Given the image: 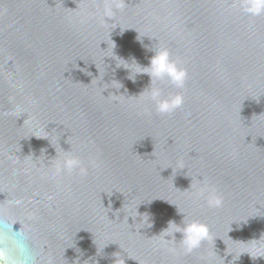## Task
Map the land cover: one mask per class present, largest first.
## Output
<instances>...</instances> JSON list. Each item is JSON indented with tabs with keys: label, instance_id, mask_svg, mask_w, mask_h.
I'll use <instances>...</instances> for the list:
<instances>
[{
	"label": "water",
	"instance_id": "obj_1",
	"mask_svg": "<svg viewBox=\"0 0 264 264\" xmlns=\"http://www.w3.org/2000/svg\"><path fill=\"white\" fill-rule=\"evenodd\" d=\"M159 47L183 88L116 66ZM185 220L210 229L190 253L161 233ZM115 255L264 264V15L238 0H0V264Z\"/></svg>",
	"mask_w": 264,
	"mask_h": 264
},
{
	"label": "clouds",
	"instance_id": "obj_2",
	"mask_svg": "<svg viewBox=\"0 0 264 264\" xmlns=\"http://www.w3.org/2000/svg\"><path fill=\"white\" fill-rule=\"evenodd\" d=\"M238 2L240 7L249 16L258 17L264 15V0H238ZM117 6L119 7L122 5ZM113 44L114 49V41ZM152 51L154 52V55L150 58V62L147 66H141L135 58H133L131 62H128L118 56L116 57L122 60L123 63L119 65L116 63V66H122L127 69L129 71L128 79L133 82H135L138 74H147L150 77L151 84H155L157 81L167 80V82L174 87L183 88L187 79L186 69L182 68L178 61L172 59L167 48L159 47ZM147 98L154 103L156 111L162 115L172 113L176 109L180 108L184 102V98L181 93L165 97L159 87H151L147 89ZM63 167L68 171L79 168L81 173L86 174V169L82 167L81 161L70 154L65 158ZM221 203L222 201L218 196L210 195L208 199V204L210 206L219 207ZM145 223L148 228L152 226L150 218L148 221H145ZM161 233L163 234L165 241L170 240L166 239V237L174 239L175 233H182L183 238L180 240V243L182 244L184 251L188 253L199 248L203 242L210 239L209 227L206 224L195 220H185L182 223V226L174 221H169L167 228L162 230ZM115 257L116 259L114 264H125L124 260L120 259L116 255ZM77 264H79L78 261Z\"/></svg>",
	"mask_w": 264,
	"mask_h": 264
}]
</instances>
